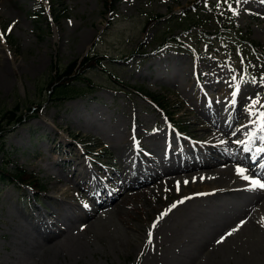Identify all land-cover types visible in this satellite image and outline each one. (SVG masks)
Masks as SVG:
<instances>
[{"label":"rangeland","instance_id":"obj_1","mask_svg":"<svg viewBox=\"0 0 264 264\" xmlns=\"http://www.w3.org/2000/svg\"><path fill=\"white\" fill-rule=\"evenodd\" d=\"M228 2L238 15L221 0H0V63L7 66L1 128L25 117L1 132L0 166L34 173L44 188L37 202L32 189L0 180V264H195L219 230L244 228L252 199L262 197L257 189L186 203L173 182L163 189L156 182L157 193L143 185L182 168V155L222 158L192 122L222 129L226 140L257 93L264 104V2ZM86 55L100 64L60 90L57 75ZM251 77L258 82L242 84L233 106L235 84ZM76 92L82 96H68ZM234 142H224L223 151ZM111 189L120 201L98 206L103 199L95 195ZM174 200L183 203L171 205L173 215L160 224ZM115 205L123 240L100 246L87 238L86 217L107 218ZM224 257L236 264L240 255Z\"/></svg>","mask_w":264,"mask_h":264},{"label":"bare ground","instance_id":"obj_2","mask_svg":"<svg viewBox=\"0 0 264 264\" xmlns=\"http://www.w3.org/2000/svg\"><path fill=\"white\" fill-rule=\"evenodd\" d=\"M6 74L7 66L4 62L0 63V78L5 79ZM255 110L256 108L252 109L253 112ZM255 119V117L250 118L248 115L241 122L236 134L227 137L226 140H224L225 134L222 129L213 131L211 128L205 126L203 122H192L202 132L201 136H204V142H206L208 148L213 153H220L222 158L217 159L208 153L202 156L199 161L186 160L182 168H173L165 173L164 176H155L151 179L147 177L143 185L146 186L148 183L153 184L151 188L154 193H157L158 185H156V182H159L162 189L165 187V184L170 185L172 182L173 184L179 182L181 192H185L182 195V200L183 198L188 199L186 203L197 201L203 197L234 196V192L236 194L244 193L251 186L236 174L235 169L237 166L248 169V175L264 180V167H261V165H264V153L258 151V149H262L259 144L262 142L258 127L259 122L251 123V120ZM252 130H257L255 138H253ZM194 136L196 137V135ZM232 138L235 141L233 146L229 152H224L221 145L224 142L231 141ZM237 140L243 141V143L237 144ZM252 142L255 143L257 148H252L248 145V143ZM156 146L159 148V145ZM122 149L124 148L119 147V150ZM251 155L252 157H257V161L254 164H252V161L250 163H244ZM181 157L182 160H185L188 155L185 154ZM133 168H139V166L135 165ZM125 178L129 180L131 178L130 173H126ZM184 181H188V183L185 184ZM139 187L142 188V186ZM130 190L133 189L127 188V191ZM257 190L262 197L252 199V209L248 210V212L246 211L243 216L246 220L242 224L244 228L238 232H231L232 235L230 236L227 230H219L214 237V243L206 245L204 248L207 257L204 256L203 260L196 261L195 264H224L222 257L225 259L224 256L227 257L237 252L240 258L236 264H251V260L248 261L250 257H252V261L256 258H264V190ZM178 201L180 200L172 201L166 209L161 210L160 224L169 216L173 215L174 210L172 212L169 211L170 207ZM117 205L105 214V216L108 215L107 218L100 215L86 217V220L89 222L87 224V238H90L100 246L111 248H114L123 240L120 230L113 222L115 217L120 215L118 208H116ZM139 235L142 238L141 243H143L144 235L142 232ZM252 251H256L255 256H252Z\"/></svg>","mask_w":264,"mask_h":264},{"label":"trees","instance_id":"obj_3","mask_svg":"<svg viewBox=\"0 0 264 264\" xmlns=\"http://www.w3.org/2000/svg\"><path fill=\"white\" fill-rule=\"evenodd\" d=\"M101 59L97 56L90 57L86 56L83 58L81 63L77 65V62L71 63L67 69L64 70L63 73L58 74L56 79L57 83L59 84L60 90L67 89L66 85L70 83L71 81L75 80L76 78L83 77L81 74L85 72L87 68H90L94 65H98L100 63ZM79 68V69H78ZM55 92V91H54ZM69 91H66V93ZM63 93V92H62ZM65 94V93H63ZM68 94V93H67ZM82 95V93L76 92L73 96H79ZM69 97H72L68 95ZM68 98V97H67ZM18 110V109H16ZM17 118H13L10 120L9 124L5 128H1L0 125V132L7 131L8 127H13L17 122L21 123L25 119V117L21 116ZM0 179L3 181H9L16 185L17 187H22L23 185H28L33 187L36 191L42 190L43 187L39 180L36 178V176L32 173L27 172L23 168L18 167L13 172L6 170L5 168L0 166Z\"/></svg>","mask_w":264,"mask_h":264},{"label":"snow or ice","instance_id":"obj_4","mask_svg":"<svg viewBox=\"0 0 264 264\" xmlns=\"http://www.w3.org/2000/svg\"><path fill=\"white\" fill-rule=\"evenodd\" d=\"M221 2L223 4H227L228 6V10L232 12V15H238L239 13L235 10H233V7H232V4H230L228 2V0H221ZM242 0H236V3L239 4L241 3ZM243 2H247V0H243ZM262 2H264V0H262ZM11 31V28H9V32ZM4 33H0V40H3V37H4ZM241 64H243V58H241ZM244 72L247 73V69H244ZM237 80V77L236 76H233L232 77V81H236ZM248 82H251V83H257V79L256 77H251L250 81L249 80H242L240 84H235L234 86V91L232 92V97H233V100H232V104L233 106L235 105L236 103V100H235V97L238 96L242 90L241 88V85L244 84V83H248ZM259 83L264 86V73L261 74L260 76V79H259ZM261 106V107H264V104H261V99L259 98V93L256 94V98H252L251 99V103L248 105V115L249 117H255L256 119L255 120H251V123H257L259 122L260 123V128H259V131L261 132H264V112H259V111H256V112H253L252 109L253 108H256L257 106ZM253 138H255V134H253ZM237 144H241L243 143V141H240V140H237L236 141ZM245 151H247V149H245ZM259 152L261 153H264V149H258ZM261 167H264V165H261ZM236 174L238 176H240L243 180H245L247 183L250 184L251 188L250 190H256V189H260V190H264V180H261L259 178H255L253 176H250L248 175V169L244 168V167H240V166H237L236 169ZM203 179V178H202ZM185 184L188 183V181H184ZM177 189H179V182H177ZM180 203H183V201H180ZM84 207L87 208L88 205L87 204H84ZM173 207H175V205H173ZM152 227H155V225H153ZM237 229H234L233 231H236ZM228 235H232L231 232L228 233ZM148 242L151 243L152 242V233L149 232L148 233Z\"/></svg>","mask_w":264,"mask_h":264}]
</instances>
